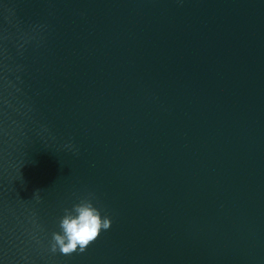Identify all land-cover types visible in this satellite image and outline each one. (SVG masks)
Here are the masks:
<instances>
[{
	"label": "water",
	"instance_id": "obj_1",
	"mask_svg": "<svg viewBox=\"0 0 264 264\" xmlns=\"http://www.w3.org/2000/svg\"><path fill=\"white\" fill-rule=\"evenodd\" d=\"M0 264H264V0H0Z\"/></svg>",
	"mask_w": 264,
	"mask_h": 264
},
{
	"label": "clouds",
	"instance_id": "obj_2",
	"mask_svg": "<svg viewBox=\"0 0 264 264\" xmlns=\"http://www.w3.org/2000/svg\"><path fill=\"white\" fill-rule=\"evenodd\" d=\"M111 219L94 205L91 198L78 199L71 208L64 209L59 221V231L51 237L50 251L70 255L73 252H84L90 242L99 233L108 230Z\"/></svg>",
	"mask_w": 264,
	"mask_h": 264
}]
</instances>
